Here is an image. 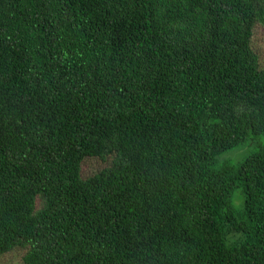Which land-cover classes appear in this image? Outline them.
<instances>
[{
    "label": "trees",
    "instance_id": "obj_1",
    "mask_svg": "<svg viewBox=\"0 0 264 264\" xmlns=\"http://www.w3.org/2000/svg\"><path fill=\"white\" fill-rule=\"evenodd\" d=\"M256 24L264 0H0V258L264 264V142L219 159L264 138Z\"/></svg>",
    "mask_w": 264,
    "mask_h": 264
},
{
    "label": "rangeland",
    "instance_id": "obj_2",
    "mask_svg": "<svg viewBox=\"0 0 264 264\" xmlns=\"http://www.w3.org/2000/svg\"><path fill=\"white\" fill-rule=\"evenodd\" d=\"M251 46L253 51L258 56V61L261 67H264V27L260 24H256L252 30ZM264 138H254L244 145L235 149L229 150L220 155L219 159L228 160L233 164L240 163L245 157L256 152L261 145H263ZM108 161H101L97 158H88L84 160L81 166V177L87 178L94 173L105 168ZM239 190L233 195V203L236 208L240 206L243 199ZM0 264H21V252L14 251L2 258H0Z\"/></svg>",
    "mask_w": 264,
    "mask_h": 264
}]
</instances>
